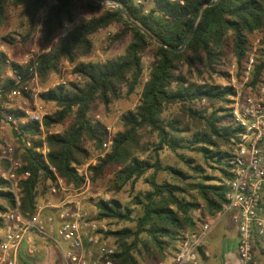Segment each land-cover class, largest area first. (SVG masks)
I'll list each match as a JSON object with an SVG mask.
<instances>
[{
	"label": "trees",
	"instance_id": "1",
	"mask_svg": "<svg viewBox=\"0 0 264 264\" xmlns=\"http://www.w3.org/2000/svg\"><path fill=\"white\" fill-rule=\"evenodd\" d=\"M77 1L0 0V23L7 22L11 9L19 10L28 20L29 31L23 35V43L29 41L43 18L42 46L50 48L38 58L43 79L57 71L62 61L76 64L90 55L92 37L114 23L121 24L122 29L113 42L132 35L121 57L104 64L77 63L73 73L78 82L70 81L40 95L46 108H52L44 120L49 165L67 185L81 187L83 178L78 176L76 166L86 162L92 152L100 151L105 141L104 126L90 117L93 105L100 101L109 107L121 99L124 87L133 94L144 80L143 61L152 48L140 103L122 116L124 131L113 138L109 152L89 167V177L94 184L107 169L121 166L123 186L152 171L146 177L150 189L135 197L134 203L140 207L137 216L130 207L123 208L111 200L98 203L95 219L134 224L133 228L110 231L115 239L116 264H145V258L159 260L156 264L173 260L183 235L216 216L227 203L226 181L232 178V151L241 129L233 124L230 109L235 89L216 84L214 76L228 78L222 68L231 53L240 77L252 39L260 35L248 86L256 92L264 78V0H111L119 4L118 9H108L96 0H83L86 8L98 15L74 25L51 46L64 23L74 21ZM186 39L189 42L181 50ZM13 40V36L4 38L9 44ZM13 67L14 72L25 73L18 64ZM6 71V60L0 56V82ZM12 83L10 80L7 85ZM174 107L178 110L168 117ZM71 117L73 121L66 125ZM58 128L59 133H50ZM141 131H149L159 140L154 162L150 158L141 161L135 155L142 149ZM9 133L14 157L23 162V171L30 173L20 186L22 211L31 217L40 202L47 199L55 175L36 152L40 145L37 125L20 126ZM28 141L32 142L31 148L26 147ZM165 148L176 154L187 171L162 163L159 152ZM181 151L196 153L202 163ZM161 172L171 178L159 181ZM0 201L1 235L3 215L14 207L10 184L1 178ZM39 240L35 237L36 246ZM201 256L200 263L207 264L203 250Z\"/></svg>",
	"mask_w": 264,
	"mask_h": 264
},
{
	"label": "built area",
	"instance_id": "2",
	"mask_svg": "<svg viewBox=\"0 0 264 264\" xmlns=\"http://www.w3.org/2000/svg\"><path fill=\"white\" fill-rule=\"evenodd\" d=\"M112 9L119 4L111 0H96ZM101 63H105L102 59ZM254 56H250L241 76V89L236 85L231 97L232 122L240 127L232 151V178L226 181L227 203L216 216L200 224L195 231L186 232L175 258L158 264H201V250L206 252V240L217 223L231 215L238 233L237 257L239 264H256L255 251H264V78L256 92L248 86L252 81ZM7 76L13 81L8 86L0 85V178L10 184L14 207L3 215V230L0 235V264H19L20 257L36 251V238L45 239L58 250L62 264H116L115 239L108 221L95 219L89 208V193L92 185L89 177L91 160L76 166V172L83 178L77 188L67 185L49 165L47 132L44 120L49 111L41 102L40 95L50 90L40 86L38 57L29 54L17 63L25 73L14 72L13 63L7 57ZM235 82V79L233 80ZM64 79L54 83L53 88L65 85ZM8 92L5 97L3 93ZM242 92V93H241ZM24 125L38 126L40 145L35 149L41 154L55 180L48 197L40 202L36 212L26 216L22 211L21 182L28 179L24 164L14 157V146L7 133ZM50 133H53L52 131ZM115 137L111 128L105 130L103 153H108ZM27 148L32 142L26 143ZM103 156V155H102Z\"/></svg>",
	"mask_w": 264,
	"mask_h": 264
},
{
	"label": "rangeland",
	"instance_id": "3",
	"mask_svg": "<svg viewBox=\"0 0 264 264\" xmlns=\"http://www.w3.org/2000/svg\"><path fill=\"white\" fill-rule=\"evenodd\" d=\"M140 2V1H139ZM108 9V6L104 5L101 2H97ZM74 21H66L64 23L63 29L56 34L54 39L51 41V46L57 44L58 41L66 36V34L71 30L74 25H78L82 22H85L92 18L93 16L98 15V13L90 12L86 8V2L83 0L77 1V6L74 12ZM43 17V16H42ZM43 18L40 22L38 29H36L35 33L31 36L27 43L22 42L23 35H26L29 31L28 20L21 16V12L19 10L11 9L9 12V18L6 23H0V56H2L5 60L7 57H10L13 65H17V63L22 62L26 59V57L33 53L38 58L41 54L49 52L50 48H43V26H42ZM122 29V25L119 23H114L110 27L105 30L99 31L92 37L93 40V50L90 55L80 58L77 60V63H101L102 59L105 63L108 60H113L121 57L128 45L131 42L132 35L127 34L122 37L120 40L113 42L114 37L119 33ZM13 36V44H9L4 41L5 37ZM261 40L260 35H256L252 39V45L250 48V56H254L258 50V44ZM49 46V47H51ZM153 49L150 48L144 57V67H145V75L144 80L140 87L136 89L133 94H128V88L124 87L122 89V97L121 99L115 101L109 107L105 106L100 101H97L90 112V117L96 121L100 122L104 126V132L109 127L114 132V135L120 131H124L122 116L129 111H134L141 100V94L143 91V85L147 81V72L148 66L151 61V56L153 54ZM248 57V58H249ZM248 61V60H247ZM76 64H71L68 61H62L59 69L55 72H52L48 75L47 78H41L40 86L42 88L54 89L53 85L59 79H64L66 81V86L70 81L78 82L79 78L74 75L73 71ZM104 64V63H102ZM7 65V64H6ZM223 71L227 73L228 78L223 79L219 75L214 76V81L216 84L223 86H231L236 85L238 89H241V76L246 75L245 71L242 72L241 76H238L237 64L234 61L232 54L228 55V60L226 64L223 66ZM8 70V67H7ZM253 70V69H252ZM252 75V72L251 74ZM235 79V82L233 81ZM10 81V78L7 76V71L3 80H1L0 85L8 86L7 83ZM1 88V87H0ZM234 88V87H233ZM235 89V88H234ZM242 93V92H241ZM48 111L52 110L51 107H48ZM178 110V107H174L171 111L167 113V116L170 117L175 114ZM73 121V118H69L66 125L70 124ZM61 131L60 128L52 130L53 133H59ZM8 139L10 138V133H7ZM158 138L156 135H151L149 131H141L140 132V147L142 149L136 150L135 155L140 158L141 161H146L149 158L151 162H154L155 157V145L158 144ZM142 150V151H141ZM144 150V151H143ZM107 153H103L101 149L98 152H92V156L84 163H88L91 160H94V163L98 160V158L105 156ZM181 154L186 157H191L197 160L198 163H202V159L199 155L192 151H181ZM103 155V156H102ZM159 158L164 165H171L178 169L187 171L186 166L180 161V159L173 153L170 149L165 148L164 150L159 152ZM121 166L118 167H110L106 170L105 174L94 184L91 181V191L89 193V208L92 210L94 214H98V203L101 201L110 202L111 200L118 201L123 208L130 207L134 210V216H137L140 213V207L136 206L134 203L135 197L141 193H145L150 189V185L146 182V177L149 176L152 171H149L145 177L136 180L130 181L127 184L121 186L120 176L121 174ZM159 181H163L165 179H170L171 176L166 172H161L158 175ZM1 202V201H0ZM122 208V209H123ZM199 212H197L198 214ZM109 226L113 231L122 230L125 227L133 228V223H125L119 220H109ZM215 231L213 234L207 238L206 246L209 249L211 254L210 256V264H239L237 253L235 252V224L231 220L230 215H226L221 218V222L217 224L215 227ZM48 242V241H47ZM52 245V250L56 255H58L57 249ZM42 244H38L36 246V251L41 247ZM42 248V247H41ZM34 252V255L36 253ZM59 256V255H58ZM27 261V256L23 257ZM58 264H62L61 258ZM24 260V261H25ZM159 260L149 258H145V264H156ZM264 261V258L259 260L260 263Z\"/></svg>",
	"mask_w": 264,
	"mask_h": 264
},
{
	"label": "crops",
	"instance_id": "4",
	"mask_svg": "<svg viewBox=\"0 0 264 264\" xmlns=\"http://www.w3.org/2000/svg\"><path fill=\"white\" fill-rule=\"evenodd\" d=\"M230 217H231V220H232V216L231 215H230ZM219 222H221V219H220ZM215 229L216 228H214V230L212 231V234L215 231ZM235 230H236V227H235ZM38 242H39L38 244H40V243L42 244V246H41L42 248L39 247V249L36 251L35 255L34 254L29 255L27 253L23 254L21 257H24V255L27 256V261L23 258L22 260H20L19 264H58L60 262V259H58V258H61V257H60L59 252H57L59 256L58 255L55 256V254H54V252L52 250L51 243L47 242L45 239H40ZM237 242H238V233H237V230H236V234H235V252H236V248H237ZM206 252H207V254H205V255H206V257H208V260H205V261H206L207 264H210V256H211V254H210L209 249L207 248V246H206ZM261 258H264L263 252L261 250H256L255 251L256 264H264V261L262 263L259 262V260H261Z\"/></svg>",
	"mask_w": 264,
	"mask_h": 264
},
{
	"label": "water",
	"instance_id": "5",
	"mask_svg": "<svg viewBox=\"0 0 264 264\" xmlns=\"http://www.w3.org/2000/svg\"><path fill=\"white\" fill-rule=\"evenodd\" d=\"M212 4L213 3H209L208 5H212ZM188 42H189V39H186V41L184 42L183 46L181 47V50H183L186 47V45L188 44Z\"/></svg>",
	"mask_w": 264,
	"mask_h": 264
}]
</instances>
